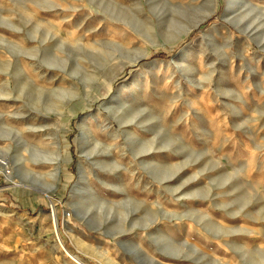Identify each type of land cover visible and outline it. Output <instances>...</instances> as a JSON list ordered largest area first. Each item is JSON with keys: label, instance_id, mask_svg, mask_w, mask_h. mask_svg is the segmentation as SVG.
I'll list each match as a JSON object with an SVG mask.
<instances>
[{"label": "rangeland", "instance_id": "374dc122", "mask_svg": "<svg viewBox=\"0 0 264 264\" xmlns=\"http://www.w3.org/2000/svg\"><path fill=\"white\" fill-rule=\"evenodd\" d=\"M73 257L264 264V0H0V264Z\"/></svg>", "mask_w": 264, "mask_h": 264}, {"label": "bare ground", "instance_id": "6f19581e", "mask_svg": "<svg viewBox=\"0 0 264 264\" xmlns=\"http://www.w3.org/2000/svg\"><path fill=\"white\" fill-rule=\"evenodd\" d=\"M204 18L198 20V22L195 25H198L199 22H202ZM190 30V28H186V30L184 31L183 35H186L188 33V31ZM180 36V35H179ZM51 215H52V219H53V227H54V231L57 232V221H56V216L54 213V210H51ZM61 245V244H60ZM62 246V245H61ZM73 259L75 260V262L77 264H83L77 257H73Z\"/></svg>", "mask_w": 264, "mask_h": 264}, {"label": "water", "instance_id": "95a60500", "mask_svg": "<svg viewBox=\"0 0 264 264\" xmlns=\"http://www.w3.org/2000/svg\"><path fill=\"white\" fill-rule=\"evenodd\" d=\"M199 25H200V24H198V26H199ZM198 26H197V27H198Z\"/></svg>", "mask_w": 264, "mask_h": 264}]
</instances>
